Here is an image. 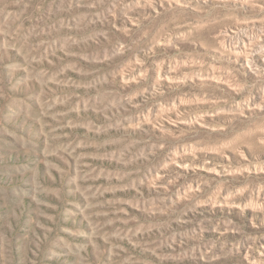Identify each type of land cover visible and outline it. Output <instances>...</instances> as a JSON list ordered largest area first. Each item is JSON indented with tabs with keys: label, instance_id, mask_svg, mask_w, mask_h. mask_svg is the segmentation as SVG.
Returning <instances> with one entry per match:
<instances>
[{
	"label": "rangeland",
	"instance_id": "rangeland-1",
	"mask_svg": "<svg viewBox=\"0 0 264 264\" xmlns=\"http://www.w3.org/2000/svg\"><path fill=\"white\" fill-rule=\"evenodd\" d=\"M0 264H264V0H0Z\"/></svg>",
	"mask_w": 264,
	"mask_h": 264
}]
</instances>
